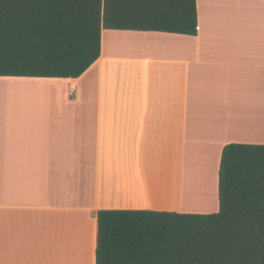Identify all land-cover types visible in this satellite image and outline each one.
Listing matches in <instances>:
<instances>
[{
    "label": "crops",
    "instance_id": "crops-1",
    "mask_svg": "<svg viewBox=\"0 0 264 264\" xmlns=\"http://www.w3.org/2000/svg\"><path fill=\"white\" fill-rule=\"evenodd\" d=\"M196 3V35L103 29L78 78L0 76V264H96L100 209L219 210L224 146L264 143V0Z\"/></svg>",
    "mask_w": 264,
    "mask_h": 264
},
{
    "label": "trees",
    "instance_id": "trees-1",
    "mask_svg": "<svg viewBox=\"0 0 264 264\" xmlns=\"http://www.w3.org/2000/svg\"><path fill=\"white\" fill-rule=\"evenodd\" d=\"M103 29L196 35V0H0V76L78 78ZM219 210L100 209L96 264H264V143L231 142Z\"/></svg>",
    "mask_w": 264,
    "mask_h": 264
},
{
    "label": "bare ground",
    "instance_id": "bare-ground-1",
    "mask_svg": "<svg viewBox=\"0 0 264 264\" xmlns=\"http://www.w3.org/2000/svg\"><path fill=\"white\" fill-rule=\"evenodd\" d=\"M235 127H236V125H235ZM237 128V127H236ZM237 129H239V128H237ZM241 131V130H240ZM194 165V164H193ZM195 166V165H194ZM192 167V166H191ZM200 167V166H199ZM190 168V167H189ZM190 171H193V168H192V170H191V168H190ZM192 173V172H191ZM189 174V173H188ZM188 174H186L185 175V182L187 183L188 182V180L189 181H191V182H193L192 180L193 179H189V177H187V175ZM189 176V175H188ZM193 176V175H192ZM190 178H192L191 176H190ZM206 182V180L204 179L203 180V183L204 184H206L205 183ZM186 183H185V185H186ZM191 184H193V183H191ZM200 187H202V185H199ZM204 186V185H203ZM187 188V187H186ZM190 190H192L193 191V189H190ZM191 193H193V194H191ZM186 197H189V198H191L192 197V199H194V200H191L190 201V199H186ZM194 197H196V198H194ZM199 197V195L197 196L195 193H194V191L193 192H189L188 191V188L187 189H184V192L181 194V204L183 205V206H190L189 204H192V202H194V201H196L197 200V198ZM190 202V203H189ZM197 202V201H196Z\"/></svg>",
    "mask_w": 264,
    "mask_h": 264
},
{
    "label": "rangeland",
    "instance_id": "rangeland-1",
    "mask_svg": "<svg viewBox=\"0 0 264 264\" xmlns=\"http://www.w3.org/2000/svg\"><path fill=\"white\" fill-rule=\"evenodd\" d=\"M188 172H186V174H187ZM187 199H190L189 197H187ZM179 200H180V197H179Z\"/></svg>",
    "mask_w": 264,
    "mask_h": 264
}]
</instances>
